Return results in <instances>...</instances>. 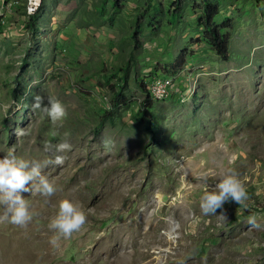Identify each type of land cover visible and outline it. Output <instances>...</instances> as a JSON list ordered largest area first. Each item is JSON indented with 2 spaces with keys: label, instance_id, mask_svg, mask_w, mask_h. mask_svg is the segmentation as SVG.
Segmentation results:
<instances>
[{
  "label": "rangeland",
  "instance_id": "1",
  "mask_svg": "<svg viewBox=\"0 0 264 264\" xmlns=\"http://www.w3.org/2000/svg\"><path fill=\"white\" fill-rule=\"evenodd\" d=\"M172 1L0 0V158L14 148L57 189L20 193L33 217L0 223V264H264V0H217L227 60L201 39L203 0L176 11ZM148 74L172 77L169 95L151 99L139 83ZM36 95L58 99L66 117L34 111ZM65 137L64 163H48L44 144ZM225 170L246 206L204 215L196 178L214 187ZM64 198L86 223L53 246Z\"/></svg>",
  "mask_w": 264,
  "mask_h": 264
},
{
  "label": "clouds",
  "instance_id": "2",
  "mask_svg": "<svg viewBox=\"0 0 264 264\" xmlns=\"http://www.w3.org/2000/svg\"><path fill=\"white\" fill-rule=\"evenodd\" d=\"M38 81H33V85ZM162 95L163 86H157ZM32 109L40 111L48 117L53 124L66 117V109L62 103L53 96L46 98L41 95L33 97ZM17 136L27 135L24 129L16 130ZM71 143L67 137L58 143L46 142L44 151L52 154L48 163L62 165L64 156L59 153L70 151ZM203 185V194L200 198V210L204 215H217V209H222L224 204L234 201L236 204L246 206L249 199L248 193L233 171L225 170L217 177L215 186L209 185V176L202 174L196 178ZM31 184V187L28 185ZM57 191L55 185L42 174V165L36 161L18 158L15 149H10L3 158H0V223H11L25 227L33 217L29 210L28 202L20 194L31 192L45 197H51ZM225 219V215H218ZM86 223V215L81 208L71 200L64 198L59 201L58 211L50 219L49 229L59 235H53L50 243L58 245L60 236L70 238L73 232L79 231ZM249 223L253 227H259L256 218L252 217Z\"/></svg>",
  "mask_w": 264,
  "mask_h": 264
},
{
  "label": "trees",
  "instance_id": "3",
  "mask_svg": "<svg viewBox=\"0 0 264 264\" xmlns=\"http://www.w3.org/2000/svg\"><path fill=\"white\" fill-rule=\"evenodd\" d=\"M217 4H218L217 0H215L214 2H211L209 0H203L202 7H201V13L197 16L196 21L202 27L201 39L209 47H211L214 50V52L217 55H219L220 58L227 60L228 57L230 56L229 50H228V37L226 33L220 30V28L222 25L227 26L228 20L225 19L219 24L213 21V17L217 13V10H218ZM178 6H179V0H173L172 1L173 11H176L178 9ZM34 17H35L34 13H30L28 15L29 19L27 21V26H29L30 28H33ZM108 21L109 23H111V19H109ZM140 35H141V26L139 24V18L135 17L133 30L131 33L132 51L140 47L141 45ZM119 79L122 80L123 76H120ZM139 83L144 88V90L147 92V89L145 88L143 83L141 81ZM120 96L121 94H120V90L118 87V89L113 91V101L117 102ZM146 105L149 106L150 102L147 101ZM104 115H105V112H104ZM104 115L102 114L103 117Z\"/></svg>",
  "mask_w": 264,
  "mask_h": 264
},
{
  "label": "built area",
  "instance_id": "4",
  "mask_svg": "<svg viewBox=\"0 0 264 264\" xmlns=\"http://www.w3.org/2000/svg\"><path fill=\"white\" fill-rule=\"evenodd\" d=\"M31 9L27 10L28 15L31 13ZM141 82L147 89V93L151 99H162L169 95L171 91V86L174 83L173 78L169 76L156 77L155 75H144L141 78ZM158 85L163 86L162 95L160 94V89Z\"/></svg>",
  "mask_w": 264,
  "mask_h": 264
},
{
  "label": "crops",
  "instance_id": "5",
  "mask_svg": "<svg viewBox=\"0 0 264 264\" xmlns=\"http://www.w3.org/2000/svg\"><path fill=\"white\" fill-rule=\"evenodd\" d=\"M132 33V32H131ZM131 36V35H130Z\"/></svg>",
  "mask_w": 264,
  "mask_h": 264
}]
</instances>
